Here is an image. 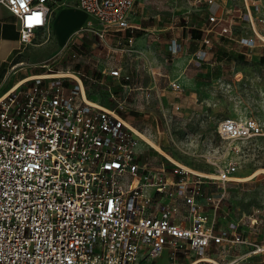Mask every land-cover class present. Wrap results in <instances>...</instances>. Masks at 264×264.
Segmentation results:
<instances>
[{"label":"built area","instance_id":"1","mask_svg":"<svg viewBox=\"0 0 264 264\" xmlns=\"http://www.w3.org/2000/svg\"><path fill=\"white\" fill-rule=\"evenodd\" d=\"M136 2L77 0L108 54L133 52L113 50L107 36L123 33L132 47ZM0 4L17 18L21 43L32 45L66 0ZM226 10L209 16L212 27L193 53V66L208 63L210 34L232 39ZM241 20L254 28L249 9ZM239 43L256 46L244 37ZM169 50L179 55L184 45L174 41ZM108 74L131 77L120 65ZM170 85L180 89L176 81ZM15 87L0 96V264H153L164 255L174 264L183 248L196 263L244 264L207 257L212 244L248 243L237 224L217 229V212L228 216L222 203L226 185L236 178L235 163L205 180L174 162L169 169L144 158L142 141L121 114L88 99L80 73L35 76ZM217 133L230 143L255 140L264 137V121L253 114L225 117ZM207 183L220 192L206 195ZM249 244L248 256L264 253L263 245Z\"/></svg>","mask_w":264,"mask_h":264},{"label":"rangeland","instance_id":"2","mask_svg":"<svg viewBox=\"0 0 264 264\" xmlns=\"http://www.w3.org/2000/svg\"><path fill=\"white\" fill-rule=\"evenodd\" d=\"M211 9L217 10L218 4ZM247 9L259 31L247 23L240 34L249 33L248 38L255 39L256 45L264 49L260 37L264 36V0H230L227 16L241 17ZM61 10L73 11L75 22L60 29L50 25L37 32L32 45L39 47L27 51L26 61H37L50 69L46 73L43 69L42 75L80 73L88 99L116 109L145 140L163 151L159 152L138 136L143 140L144 158L171 169L169 156L191 170L211 176L202 177L205 180L215 177L230 162L236 165L235 177H248L264 169V137L230 143L217 133V126L225 117L245 118L253 114L264 121V59L260 67H255L249 63L251 57L242 54L250 47L239 43V35L234 33L231 39L212 33L208 36V63L199 68L188 64V53L198 48L202 39L183 40L186 33L206 23L209 16L206 5L195 4V0H137L130 17V23L138 27L132 33L135 39L132 47L120 38L121 33L111 32L107 36L113 50L132 48L131 55L121 61L116 53L108 54L106 45L88 24L90 18L83 12L82 17L77 14L81 11L77 0H66L65 7L55 11L52 19ZM71 11L62 13L58 21L65 15L72 19ZM179 36L184 39L180 40ZM174 41L185 43L187 51L173 55L169 46ZM117 65L130 73V80L108 74ZM173 81L179 83L180 89L172 88ZM261 171L249 181L228 183L222 203L228 216L219 212L216 215L217 229L237 224V233L248 243L225 242L216 249L215 258L209 254L208 258L264 264V253L248 256L253 252L249 243L264 246V172ZM205 186L206 195L220 192L215 185ZM205 210L210 212V208ZM174 264L206 263H196L193 253L183 248Z\"/></svg>","mask_w":264,"mask_h":264},{"label":"crops","instance_id":"3","mask_svg":"<svg viewBox=\"0 0 264 264\" xmlns=\"http://www.w3.org/2000/svg\"><path fill=\"white\" fill-rule=\"evenodd\" d=\"M195 4L206 5L209 10L208 15L211 16L213 14L221 13V8H223L224 6H226V9H228L230 0H215V2L211 5H208L202 2L199 3L197 0H195ZM215 4H218V9L212 10L211 6ZM66 11H71V10H61L59 14L55 16L54 19H51L52 22L50 21V25H52L53 29L69 27L75 22L76 18H75V13L73 11H71L74 14V17L72 19H67L65 15L64 19L61 22L58 21L59 16L62 13L65 14ZM82 12L83 11L81 10L77 14L82 17L85 14L84 12H83L84 14ZM227 12L228 11L226 10V13ZM209 16L207 18L206 23L203 25V27L198 28V31H200L202 34V39L206 35L205 31L212 27L211 23L209 22ZM226 19L228 23L231 24L232 30L234 31L235 34L239 35L240 37H244V36H246L247 38L250 37L249 33L240 34V32L244 29L243 26L247 24L241 20L240 16H236V15L227 16L226 14ZM183 27H186V29H188L187 28L188 26H183ZM254 29L256 31H259L257 29L256 23L254 25ZM192 31L190 32V34L186 33L185 40H183L184 39L183 37L179 36L181 38L180 40H183V41L201 40V39L193 38ZM120 35H121L120 38H123V40L126 42V40L124 39V34L121 33ZM182 44L184 45L183 53H185L187 51V45L185 43H182ZM108 46L111 47L109 44ZM37 47L33 45H30V46L24 45L21 43L19 28L17 24V18L4 5L0 4V96L4 94L5 92H7L8 90H10L11 88L18 86L22 82H28L32 80L35 76H40L44 74L43 73L44 71L46 73L50 70L48 68L43 67V65H39L40 63L37 61H33L31 63H28V61H26L27 51L29 49H36ZM198 48H201V45ZM198 48H195L194 51H192L191 53H188V56L190 57V59L188 58V64L191 63L193 53L196 50H198ZM121 50H126V48H122ZM242 54L251 57L249 59V63L251 65H254L255 67H258V66L260 67L262 65V60L264 59V49L260 47V45H256L253 48H247L244 52H242ZM117 56L119 57L121 61V59L125 57L128 58V56L130 55L126 53H122L121 55L117 54ZM184 59L185 58H183L182 61H184ZM43 69L45 70L43 71ZM221 246L222 245L212 244L209 249V255L215 258L216 249L219 250V247ZM212 248L215 249V252L213 250V253H210L211 252L210 250ZM167 260H168L167 257L164 255L161 258L154 261L153 264H162V262L164 263Z\"/></svg>","mask_w":264,"mask_h":264},{"label":"bare ground","instance_id":"4","mask_svg":"<svg viewBox=\"0 0 264 264\" xmlns=\"http://www.w3.org/2000/svg\"><path fill=\"white\" fill-rule=\"evenodd\" d=\"M260 37H261V39L264 41V36L260 35ZM43 76H47V75H43ZM16 87H17V86H16ZM16 87H15V88H16ZM127 124H128V123H127ZM128 125H130V124H128ZM130 127L132 128L131 125H130ZM132 129H133V128H132ZM133 130H134V129H133ZM134 131H135V133L137 134V136H139L140 138H142L144 141L148 142L153 148L157 149L159 152L163 153V151H162V150H161L156 144H154V143H152V142H149V141L145 140V137H144L143 134L139 133V132L136 131V130H134ZM166 156H167V155H166ZM167 158H169V159H170L172 162H174L175 164L181 166V167H182L184 170H186L187 172H191V173H193L194 175H198V176H201V177H211V176L206 175V174H204V173H200V172H197V171L191 170L190 168H188V167H186V166H184V165H182V164H179L178 162H176L173 158H171V157H169V156H167ZM260 171H261V170H260ZM260 171H257V172L253 173L252 175H250V176H248V177H236V178L233 179V180L238 181V182L249 181V180L255 178V177L259 174ZM261 172H264V169H263Z\"/></svg>","mask_w":264,"mask_h":264},{"label":"trees","instance_id":"5","mask_svg":"<svg viewBox=\"0 0 264 264\" xmlns=\"http://www.w3.org/2000/svg\"><path fill=\"white\" fill-rule=\"evenodd\" d=\"M192 36H193V38H196V39H202V34H201V32L200 31H198V30H193L192 31ZM124 119L126 118V116H124V115H121Z\"/></svg>","mask_w":264,"mask_h":264}]
</instances>
